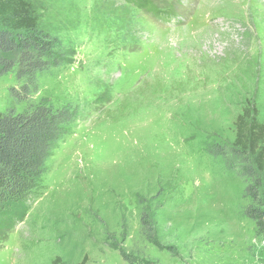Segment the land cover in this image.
Segmentation results:
<instances>
[{
    "label": "rangeland",
    "instance_id": "1",
    "mask_svg": "<svg viewBox=\"0 0 264 264\" xmlns=\"http://www.w3.org/2000/svg\"><path fill=\"white\" fill-rule=\"evenodd\" d=\"M27 2L66 47L30 102L76 116L20 220L0 227V264H128L110 246L134 264H264L243 178L208 151L233 142L246 101L264 122V0ZM16 86L0 78V112L25 109ZM141 207L157 209L156 244Z\"/></svg>",
    "mask_w": 264,
    "mask_h": 264
},
{
    "label": "trees",
    "instance_id": "2",
    "mask_svg": "<svg viewBox=\"0 0 264 264\" xmlns=\"http://www.w3.org/2000/svg\"><path fill=\"white\" fill-rule=\"evenodd\" d=\"M126 1L153 10L152 3L145 0ZM65 59L66 47L57 36L40 28L27 0H0V78L13 73L17 86L9 89L12 103L27 104L19 113L13 108L0 112V227H13L20 220L45 174L47 160L75 119L76 110L71 106L30 102L38 90L37 76L61 66ZM234 126L229 146L214 144L208 151L243 178L244 196L250 199L244 216L254 223L257 234L264 235V122L258 119L253 102L246 101ZM156 210L140 209V235L151 244L157 243ZM121 238H127L126 231ZM110 247L124 262L134 264L123 248ZM87 262L84 256L78 264ZM59 263V259L53 261Z\"/></svg>",
    "mask_w": 264,
    "mask_h": 264
}]
</instances>
